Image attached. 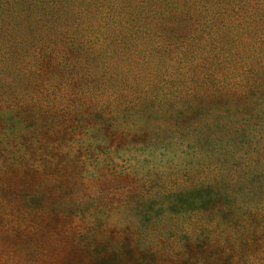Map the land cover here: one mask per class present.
<instances>
[{
  "label": "rangeland",
  "instance_id": "obj_1",
  "mask_svg": "<svg viewBox=\"0 0 264 264\" xmlns=\"http://www.w3.org/2000/svg\"><path fill=\"white\" fill-rule=\"evenodd\" d=\"M115 64L130 92L166 70L155 57ZM222 104L205 97L171 117L133 107L51 145L0 138V264H264V141L195 144Z\"/></svg>",
  "mask_w": 264,
  "mask_h": 264
},
{
  "label": "trees",
  "instance_id": "obj_2",
  "mask_svg": "<svg viewBox=\"0 0 264 264\" xmlns=\"http://www.w3.org/2000/svg\"><path fill=\"white\" fill-rule=\"evenodd\" d=\"M143 57L158 58L166 70L153 89L130 92L131 73L115 61ZM210 96H221L223 108L208 112L210 135L195 144L213 153L230 142L259 150L264 0H0L6 144L89 137L133 107L171 117L170 108H191Z\"/></svg>",
  "mask_w": 264,
  "mask_h": 264
}]
</instances>
